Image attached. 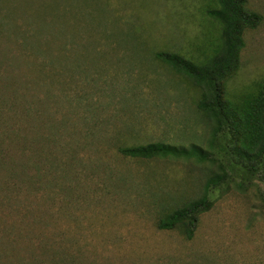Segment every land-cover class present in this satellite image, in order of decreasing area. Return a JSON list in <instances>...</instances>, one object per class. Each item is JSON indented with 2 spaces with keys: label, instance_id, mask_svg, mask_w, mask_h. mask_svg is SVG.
<instances>
[{
  "label": "rangeland",
  "instance_id": "374dc122",
  "mask_svg": "<svg viewBox=\"0 0 264 264\" xmlns=\"http://www.w3.org/2000/svg\"><path fill=\"white\" fill-rule=\"evenodd\" d=\"M216 1L0 0V264H264V181L237 173L229 133L211 147L202 89L155 58L215 47ZM248 6L263 20L244 32L232 100L264 80V0ZM151 141L227 165L192 238L157 223L221 168L119 151Z\"/></svg>",
  "mask_w": 264,
  "mask_h": 264
},
{
  "label": "trees",
  "instance_id": "16d2710c",
  "mask_svg": "<svg viewBox=\"0 0 264 264\" xmlns=\"http://www.w3.org/2000/svg\"><path fill=\"white\" fill-rule=\"evenodd\" d=\"M216 6L207 9V14L221 28L220 42L209 49L204 57L194 60L182 54L170 51H157L155 58L169 64L175 71L185 75L202 89L197 103L214 122L211 147L218 137L227 132L233 139L229 145L233 164L239 165L241 176L259 175L264 181V80L252 87L244 95L232 100L227 97V82L234 76L240 65V53L245 46L244 32L257 27L263 15L248 6V0H217ZM125 156L154 158H185L197 161L213 160L218 163L221 172L207 179L204 193L189 200L160 217L157 226L160 229L181 228L187 238H192L201 214L211 209L213 200L211 191L229 181L227 165L212 150L197 144L176 145L164 141H151L142 144L119 147ZM0 160L1 156H0ZM11 172L19 169L11 165ZM244 186V181L238 182Z\"/></svg>",
  "mask_w": 264,
  "mask_h": 264
}]
</instances>
